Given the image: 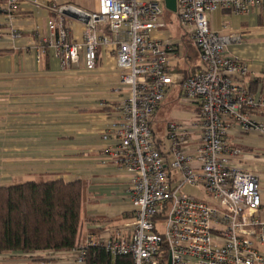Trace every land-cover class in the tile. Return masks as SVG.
<instances>
[{"label":"built area","instance_id":"2783aa9c","mask_svg":"<svg viewBox=\"0 0 264 264\" xmlns=\"http://www.w3.org/2000/svg\"><path fill=\"white\" fill-rule=\"evenodd\" d=\"M21 0H0V13L14 15ZM73 9L85 25L83 42L70 40L64 10ZM243 14L264 9V0H177L179 22L198 48L202 67L190 73L181 96L197 106L191 122L169 121L165 138L155 135V115L175 79L170 38L155 36L165 27L160 0H98L94 12L64 6L51 20L52 37L40 47H54L62 66L78 64L86 51L87 67L96 66L100 44H117L120 88L126 89L103 133L114 165L126 171L133 221L121 227L85 231L81 244L67 251L72 264H90L91 248L99 247L110 264H264V220L259 176L233 163L240 150L227 133L234 124L264 137V123L250 116L264 109L245 80L249 67L229 55L227 47L242 41L239 33L220 34L210 27L216 10ZM100 25L110 33H101ZM107 106V103H102ZM158 143L162 144L158 146ZM202 188L209 201L185 192ZM164 223V231L159 230ZM107 264V263H106ZM109 264V263H108Z\"/></svg>","mask_w":264,"mask_h":264},{"label":"crops","instance_id":"0c3cea01","mask_svg":"<svg viewBox=\"0 0 264 264\" xmlns=\"http://www.w3.org/2000/svg\"><path fill=\"white\" fill-rule=\"evenodd\" d=\"M64 6L94 12L98 0H21L14 15L0 13V185L80 180L84 238L85 231L98 233L104 226L121 227L134 219L130 176L114 165L109 149L112 143L103 139L110 116L127 90L119 87L115 43L99 45L93 69L87 67L85 50L80 62L68 67L62 66L54 47H46L39 59L40 47L52 37L49 22L58 20ZM208 16L210 27L218 33L242 36L227 52L247 63L245 80L252 94L264 100V9L243 14L220 9ZM64 21L70 25V40L83 42L84 23L66 12ZM100 32L110 33L109 27L100 25ZM155 36L170 38L176 48L171 57L176 82L165 103L171 96L181 95L186 77L202 63L185 28L174 33L165 25ZM250 116L264 123V109L252 111ZM157 122L154 118L153 125ZM164 133L158 138L163 140ZM227 138L240 150L233 163L261 180L259 217L264 220V137L234 124ZM257 247L264 254V245ZM67 255V251L49 250L9 252L0 255V264H72Z\"/></svg>","mask_w":264,"mask_h":264},{"label":"trees","instance_id":"16d2710c","mask_svg":"<svg viewBox=\"0 0 264 264\" xmlns=\"http://www.w3.org/2000/svg\"><path fill=\"white\" fill-rule=\"evenodd\" d=\"M155 135L158 130L152 124ZM162 144L158 143V146ZM83 184L31 181L0 185V255L9 252L69 251L83 241ZM101 248H91L90 264H110ZM131 263L119 257L116 264Z\"/></svg>","mask_w":264,"mask_h":264},{"label":"rangeland","instance_id":"374dc122","mask_svg":"<svg viewBox=\"0 0 264 264\" xmlns=\"http://www.w3.org/2000/svg\"><path fill=\"white\" fill-rule=\"evenodd\" d=\"M160 1L161 6L164 8V13L161 15V18L165 19L164 22L166 24V28L174 33H176V31L178 33V29L180 28L184 29L177 20V13L168 11L165 7L164 0ZM170 19H174V21H170ZM193 107V103L185 99L183 96H171L168 102L164 103L159 113L155 115V120L160 121L157 122L155 126V128L159 129L157 136H160V134H162V132L165 130V125L168 121L175 120L177 122H191L194 119ZM183 190L187 193L196 195L199 198H203L208 201L210 200L202 188L185 186ZM159 230L161 232L164 231V223H159Z\"/></svg>","mask_w":264,"mask_h":264},{"label":"water","instance_id":"95a60500","mask_svg":"<svg viewBox=\"0 0 264 264\" xmlns=\"http://www.w3.org/2000/svg\"><path fill=\"white\" fill-rule=\"evenodd\" d=\"M165 7L171 12H177V0H164ZM70 10V11H69ZM65 10L64 12L70 13L73 17L78 18V14L73 9ZM168 264H171V259Z\"/></svg>","mask_w":264,"mask_h":264}]
</instances>
